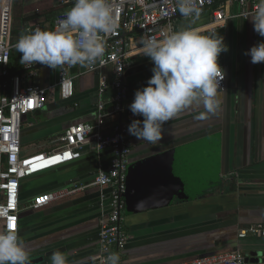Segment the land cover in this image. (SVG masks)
<instances>
[{
	"label": "crops",
	"instance_id": "1",
	"mask_svg": "<svg viewBox=\"0 0 264 264\" xmlns=\"http://www.w3.org/2000/svg\"><path fill=\"white\" fill-rule=\"evenodd\" d=\"M73 2L11 0L12 74L34 67V64L20 63L21 54L15 50L19 37L31 34L37 25L51 31L56 16L70 10ZM237 10L235 7L234 11ZM191 19L179 16L173 23L175 29L188 27ZM211 20V12L205 11L192 27L203 35L217 33L228 46L229 50L218 57L227 78L226 91L219 96L220 111L212 115L205 114L202 106L185 109L164 124L163 139L156 144L129 134L132 154L126 173L123 213L129 242L120 264H172L223 252H240L246 257L253 252H264V237L239 238L242 230L264 226V63L253 65L251 57L244 54L264 43V37L254 32L251 20H231L217 32L212 31ZM132 63L127 72L129 102L134 101L137 90L148 86L154 67L143 53L134 56ZM111 73V69L105 71L109 78ZM72 74L76 77L75 96L69 101L61 99L56 87L57 70L44 67L23 75L28 83L36 84L38 80L41 87H54L46 107L23 119L25 156L55 152L62 147V138L70 125L96 121L100 75L89 73L87 65H77ZM113 96L112 91L104 95L108 107ZM125 122L122 117H115L108 124ZM211 135L220 136L223 144L222 183L196 201L175 202L158 210L146 209L156 184L155 158ZM82 155L78 161L21 183L24 211L20 215V238L30 257H45L43 264H52L51 256L56 251L66 254L68 264H96L99 224L103 212L108 211L107 203L105 210L102 209L99 189L91 188L42 210H27L42 194L92 182L99 166L106 168L112 157L109 151L98 154L94 145L85 146ZM228 179L231 183H227ZM224 185L228 190H221Z\"/></svg>",
	"mask_w": 264,
	"mask_h": 264
},
{
	"label": "built area",
	"instance_id": "2",
	"mask_svg": "<svg viewBox=\"0 0 264 264\" xmlns=\"http://www.w3.org/2000/svg\"><path fill=\"white\" fill-rule=\"evenodd\" d=\"M112 15L117 23L114 32L104 36L106 52L104 63L97 62L87 66L89 73L99 74L96 121L91 124H72L62 138V147L52 153H40L30 156L23 154L22 124L26 115L43 110L48 102L49 92L54 87H41L28 83L23 75L11 77L10 62L12 46L11 0H3L0 11V232L14 230L20 237V215L24 211L20 199V186L23 180L57 169L61 166L82 159V149L94 145L98 154L111 152L110 164L99 166L94 180L90 183L74 184L59 191L38 196L27 210L38 211L56 203L84 194L91 188L102 193V209L107 205L100 220L99 249L95 257L96 264L110 253L123 255L129 242V235L124 227L126 173L132 154L128 128L133 120H143L134 116L129 109V87L127 72L132 66L134 56L140 55L142 37L155 35L163 39L169 30L176 32L174 21L182 14L178 11L177 0H109ZM260 0H197L201 13L212 14V31L217 32L227 27L231 20H251ZM237 7V11L234 8ZM64 13L56 16L53 31ZM36 28L43 30L39 25ZM41 64H34L38 66ZM76 66L57 69L60 97L64 101L75 96V80L72 71ZM111 69L112 78L105 71ZM6 78H9L6 80ZM226 75L220 87L226 91ZM112 91L110 107L104 95ZM115 117L126 120L122 124H108ZM26 210V209H25ZM15 223L13 229L11 225ZM101 233L106 236L101 237ZM249 235L264 237V226L258 225L250 230H242L240 239ZM107 249L105 252L104 249ZM172 264H246V256L240 252H223L192 260Z\"/></svg>",
	"mask_w": 264,
	"mask_h": 264
},
{
	"label": "clouds",
	"instance_id": "3",
	"mask_svg": "<svg viewBox=\"0 0 264 264\" xmlns=\"http://www.w3.org/2000/svg\"><path fill=\"white\" fill-rule=\"evenodd\" d=\"M178 11L192 17L186 28L155 35L140 40L143 55L154 63L152 78L147 87L135 92L129 106L134 116L128 128L138 140L156 144L163 139L164 124L177 117L185 109L198 106L205 114L216 115L220 111V87L225 73L218 63L221 53L227 52L224 38L217 33L201 34L192 27L201 16L197 0H177ZM254 32L264 37V0H260L251 16ZM117 23L112 15L109 0H75L74 6L58 20L53 31L36 28L21 35L15 50L21 54L20 63L41 64L53 70L65 66L103 65L106 52L104 36L115 31ZM251 57L253 65L264 63V43H259L244 53ZM106 233H101V237ZM106 252L107 249L105 248ZM52 264H68L66 254L56 251ZM0 264H31L30 254L17 231L0 232ZM101 264H120L118 253H110Z\"/></svg>",
	"mask_w": 264,
	"mask_h": 264
},
{
	"label": "water",
	"instance_id": "4",
	"mask_svg": "<svg viewBox=\"0 0 264 264\" xmlns=\"http://www.w3.org/2000/svg\"><path fill=\"white\" fill-rule=\"evenodd\" d=\"M44 67L34 66L11 77ZM36 85H39L38 80ZM222 147L221 137L211 135L157 156L153 161L157 170L156 184L146 209L158 210L173 206L175 202L196 201L219 186L223 171ZM30 259L31 264L45 262L44 256H33ZM246 264H264V252L249 254Z\"/></svg>",
	"mask_w": 264,
	"mask_h": 264
},
{
	"label": "rangeland",
	"instance_id": "5",
	"mask_svg": "<svg viewBox=\"0 0 264 264\" xmlns=\"http://www.w3.org/2000/svg\"><path fill=\"white\" fill-rule=\"evenodd\" d=\"M225 160H226V157H225ZM148 165V164H147ZM134 169V168H133ZM229 180V179H228ZM231 183V180H229L227 183ZM223 189H225V190H228V187L227 186H223L222 188H221V190H223ZM210 193V192H209ZM209 195V194H208Z\"/></svg>",
	"mask_w": 264,
	"mask_h": 264
},
{
	"label": "snow or ice",
	"instance_id": "6",
	"mask_svg": "<svg viewBox=\"0 0 264 264\" xmlns=\"http://www.w3.org/2000/svg\"><path fill=\"white\" fill-rule=\"evenodd\" d=\"M11 227L14 229V228H15V223H13V224L11 225Z\"/></svg>",
	"mask_w": 264,
	"mask_h": 264
},
{
	"label": "trees",
	"instance_id": "7",
	"mask_svg": "<svg viewBox=\"0 0 264 264\" xmlns=\"http://www.w3.org/2000/svg\"><path fill=\"white\" fill-rule=\"evenodd\" d=\"M74 3H75V2H73V4H72V5H74Z\"/></svg>",
	"mask_w": 264,
	"mask_h": 264
}]
</instances>
